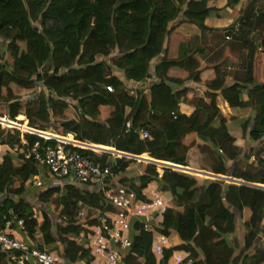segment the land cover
<instances>
[{
    "label": "trees",
    "instance_id": "16d2710c",
    "mask_svg": "<svg viewBox=\"0 0 264 264\" xmlns=\"http://www.w3.org/2000/svg\"><path fill=\"white\" fill-rule=\"evenodd\" d=\"M217 1L0 0V40L12 60L11 65L0 62V120L5 121L0 124V143L17 150L24 149L21 140L28 145L35 141L55 145L4 128L22 116L29 129L44 135L52 134L55 126L59 136H68L69 141L73 138L132 157L145 155L232 180H199L168 169L159 174L154 164L71 148L94 165L110 169L107 183L111 189L123 187L145 201L142 192L151 186L168 197L164 201L171 207L161 223L150 219L148 225L168 240L175 237L178 245L164 250L157 261L151 253V233L143 229L144 220L133 219L130 246L118 251L122 264H168L175 252L188 254L190 264H264V190L252 188L264 187V82H258L254 67L264 50V33L259 43L255 44L254 37L250 40L255 22L256 32L264 30V9H257L260 0H226L220 9ZM179 18L202 31H214L216 20H235V27L224 31L229 37L236 30L233 37L247 51L241 78L216 75L203 85L204 98H196L188 89L174 91L184 82L167 76L172 68H188L187 61L165 57L151 76L150 63L161 54L170 24ZM99 58L107 61L99 62ZM113 70L122 72L126 82L142 86L152 79L147 95H128ZM186 80L197 83L199 73L194 71ZM12 85L25 89L40 85L44 92L33 100H21ZM107 86L112 93L105 91ZM180 104L193 112L189 116L180 113ZM219 104L230 109L229 117L222 114ZM247 110L253 118L241 121L239 115ZM32 117L39 126L32 123ZM230 122L236 125L233 133ZM140 131H146L149 139L141 140ZM242 139L250 144L247 156L234 146ZM250 158L255 164L248 165ZM228 163L232 166L227 167ZM134 166L141 174L129 179ZM35 177L49 181L36 188L39 191L33 197L37 205L47 208V213L40 210V224L25 198ZM99 188L97 183L60 188L31 159L6 154L0 164V230L12 222L11 211L23 221L24 237L34 242L40 236V249L60 254L66 264H91L84 249L87 232L81 225L96 226L98 216L114 212ZM81 212L83 219L77 216ZM50 214L57 215L56 222ZM0 264H8L3 255Z\"/></svg>",
    "mask_w": 264,
    "mask_h": 264
},
{
    "label": "built area",
    "instance_id": "2783aa9c",
    "mask_svg": "<svg viewBox=\"0 0 264 264\" xmlns=\"http://www.w3.org/2000/svg\"><path fill=\"white\" fill-rule=\"evenodd\" d=\"M105 91L112 93L113 89L107 86ZM28 134L36 135L45 141H53L55 145H42L38 141L28 145L25 140H21L20 145L24 149L17 150L0 143V164L6 154L13 156L23 154L25 159H31L39 167H42L54 184L60 188L65 184H72L80 188L97 183L100 187L99 190L103 191L105 202L113 207L114 212L111 215L103 213L97 217L98 225H81V229L87 232L84 249L92 259L91 264H122V257L118 251H124L130 246L129 227L133 219L144 220L143 229L150 232L152 236L151 253L157 261L161 259L163 251L169 249V240L155 233L148 225L150 219L155 224L161 223L162 216L169 209L161 195L156 192L146 195L142 192L145 201H140L135 198L133 193H126L123 187L113 190L107 183L111 177L110 169L108 167L100 168L88 158L72 152L71 148L82 149L76 145L73 139L68 141L65 138L59 140V137L52 135ZM139 137L141 140L149 139L146 131H140ZM32 187H41L39 177L32 179ZM90 213L94 215L95 212ZM8 214L12 218V222L6 223L4 229L0 230V255L4 256L8 264H66L60 254L47 253L40 249V243L36 244V240L31 242L24 237L23 221L13 215L11 211ZM77 216L83 219L85 215L81 212ZM12 224L15 225V229H12ZM187 258L188 254L175 252L168 264H183Z\"/></svg>",
    "mask_w": 264,
    "mask_h": 264
},
{
    "label": "crops",
    "instance_id": "0c3cea01",
    "mask_svg": "<svg viewBox=\"0 0 264 264\" xmlns=\"http://www.w3.org/2000/svg\"><path fill=\"white\" fill-rule=\"evenodd\" d=\"M225 4H226V0L217 1V7L219 9L223 8ZM180 24H183L181 23V18L175 20L170 25V29L168 30V34L165 38V42L161 54L157 58L152 60V62L150 63L149 74L151 76H153L155 68L165 57L169 60L181 59L184 62L187 61L189 63L188 68L186 69L172 68L168 71L167 76L169 78L183 80L184 82L181 88L175 87L174 91H181L182 89H188L191 97L193 96L196 98H204L205 88L203 87V85L215 79L216 75L220 76V78H225V79L241 78L242 74L245 72L244 70L245 67L242 66V61H244V59L247 57V51L246 49H243L240 46V44L236 42L237 39L233 37V34L235 36L236 30L230 31L232 32V34L230 33L231 35L229 34L230 35L229 37L226 36L228 33L224 31L229 28L235 27L236 25L235 20L229 18L228 20L214 21L213 22L214 31H202L200 29H195V28L180 29L179 28ZM254 35L255 33L253 34V36ZM254 42L255 44H257L256 40H254ZM230 43H235L240 46L239 54L241 56H237L234 54L237 52L238 49H236L235 47H232L230 49L229 46L226 45ZM98 61L99 62L107 61V59L99 58ZM194 71L199 73V80L197 83L186 80L188 75H190ZM113 74L120 82H122L128 95L133 97H135L138 93L147 95L149 90L148 87L152 83V79H150L147 80V83L144 84V86H142L137 83L126 82L124 80V74L122 72L113 70ZM231 83L232 82H228V84ZM224 107L225 106H223V104H219V109L221 110V112H222V108ZM178 111L182 114H185L186 116H189L193 112V109L183 104H180L178 106ZM227 111L229 113V110ZM20 126L18 125L17 128H20ZM70 137L72 138V136ZM240 141L241 140H237L234 144V146L237 147L238 149H240L241 147ZM187 168L192 172H196V173L198 172L208 173L206 171L190 166ZM140 174L141 171L138 168L135 172L133 171L132 174L128 175L127 178L129 179L135 178ZM151 192H156L155 189L151 186L148 187L145 191H143V193L146 195H149ZM157 194L161 195L163 198V194L160 193ZM111 213L112 212L108 214L111 215ZM174 240L176 241V244H172ZM176 245H178V242L175 239V237L172 236L169 240L168 247L171 248ZM179 253L183 254V252H179ZM187 259L184 261L183 264H190L189 262H187Z\"/></svg>",
    "mask_w": 264,
    "mask_h": 264
},
{
    "label": "rangeland",
    "instance_id": "374dc122",
    "mask_svg": "<svg viewBox=\"0 0 264 264\" xmlns=\"http://www.w3.org/2000/svg\"><path fill=\"white\" fill-rule=\"evenodd\" d=\"M257 9H264V0H260L259 2H258V4H257ZM171 25V24H170ZM179 28L180 29H182V28H195V29H199L196 25H194V24H180L179 25ZM264 31V30H263ZM263 31H261V33H258V32H255V37H256V39H257V43H259L260 42V40L262 39V33H264ZM254 36L252 35V37H250V40L253 38ZM226 45H228L229 46V48L231 49L232 47H235L236 49H238L237 50V52L236 53H234L235 55H237V56H241L240 54H239V51H240V46L238 45V44H235V43H230V44H226ZM233 45V46H232ZM5 47H6V44H5V42L4 41H2V40H0V62L2 61L3 63H6V64H8V65H11L12 64V60H11V58L9 57V55H7V54H5ZM23 48V47H22ZM255 65H254V67H256V70H257V75H256V78L258 79V82L260 83H263L264 82V51L262 50V52L259 54V56L257 57V59H256V61H255V63H254ZM10 88H11V90L13 91V93H14V95L16 96V97H18L19 99H27V100H33V99H35L38 95H39V93H41V92H44V90H43V88L40 86V85H36V86H34V87H32V88H29V89H25V88H21V87H16L15 85H12V86H10ZM46 95L47 94H49L48 92L47 93H45ZM51 97H53L52 95H51ZM35 110H36V105H33V112H35ZM230 110V109H229ZM232 112H236V111H239V110H235V109H233V110H231ZM21 114H23V112H21ZM222 114L225 116V117H229L230 116V114L228 113V111H227V109L224 107V108H222ZM237 115H239V114H237ZM253 113L250 111V110H247V111H245V112H243V114L242 115H239L240 117H243V118H240L241 119V121H243V120H249V121H251V119L253 118ZM238 117V116H237ZM239 118V117H238ZM23 119V120H22ZM239 119V120H240ZM22 122H24V123H22ZM19 123H22L23 125L22 126H24L25 127V129H29L28 127H27V122H25L24 121V117H22V116H19V117H17L16 118V122L15 123H13L14 125H19L20 126V124ZM32 123L35 125H37V126H39V124H40V122H37V121H35V119H33V117H32ZM1 126H3V125H1ZM9 126V125H8ZM52 127V126H51ZM5 129H11L10 127H4ZM13 129H15V130H17V131H19L21 134H28V133H31V132H27V130H21L20 128H13ZM49 129V128H48ZM229 129H230V131L233 133L234 132V130H236V125H235V123L234 122H230V124H229ZM29 130H32V129H29ZM51 130H53V133L51 134V133H47V134H49V135H52V136H55V137H59V138H63V137H60L59 135L61 134L60 133V131H59V129H58V127H55V126H53L52 127V129ZM34 131V130H33ZM65 139H67L68 140V137H65ZM242 141V142H241ZM240 141V144H241V147H240V150H241V152H244L245 154L243 155V156H247L248 155V149L250 148V144H248V142H247V140L245 139V140H241ZM239 142V141H238ZM112 157H115V156H113L112 155ZM115 158H117V157H115ZM250 163H253V164H255V161L253 160V158H250V160L248 161V165H250ZM227 166L228 167H231L232 166V164L231 163H228L227 164ZM135 167L137 168V166H134V167H131V169H130V171H136V169H135ZM243 167H245V166H243ZM252 167H254V166H252ZM156 168H157V170H158V173L159 174H161V167H158V166H156ZM135 169V170H134ZM187 175H189V176H191V177H195V178H197V179H199V180H207V181H210V180H208V179H206L205 177H201V176H197V175H195V174H187ZM39 180H40V182H41V187L39 188V189H41L42 188V186H47L48 184H49V181H47L46 180V178H44V177H42V178H39ZM223 182H225V181H223ZM39 189H36V188H33L32 187V185H30V186H28L27 187V194L25 195V198H26V201L28 200L29 201V203L34 207V209H35V212H36V215H37V217L39 218L38 219V224H40L41 223V219H40V210H43V209H45V212L47 213V208L46 207H41L39 204L37 205V203H36V201H34V199H33V197L35 196V193L37 192V191H39ZM155 189V188H154ZM155 191H156V189H155ZM157 192V191H156ZM158 193V192H157ZM163 199V201H164V199L165 200H168V197L166 196L165 198H162ZM51 204L53 205V204H56L55 203V200H52L51 201ZM169 207H171V205H169V204H167ZM56 214H50V217H51V219H52V221H54V222H56L57 220H56ZM237 235H239V233L237 234ZM236 234H234L233 236H231V241L233 242V240H235L236 239V236H237ZM41 242V239H40V236H37L36 237V241H35V243L36 244H39ZM234 243V242H233ZM172 244H176V241L174 240L173 241V243ZM262 245L264 246V242L262 243Z\"/></svg>",
    "mask_w": 264,
    "mask_h": 264
},
{
    "label": "water",
    "instance_id": "95a60500",
    "mask_svg": "<svg viewBox=\"0 0 264 264\" xmlns=\"http://www.w3.org/2000/svg\"><path fill=\"white\" fill-rule=\"evenodd\" d=\"M256 26H257V23L255 22L254 33L256 32ZM254 37H255V35H254ZM1 123L5 124V121L0 120V124ZM7 123L9 124V127L17 128V126L14 125L13 123H11V122H7ZM26 130H27V132H31V133H35L37 135L45 136L41 132H36V131H33V130H29V129H26ZM58 139L59 140H63L61 138H58ZM76 145L80 146V148L85 149V150H91V151H96V152H100V153H107V154H109L111 156L113 155V156H115V157H117L119 159L125 158V159H129V160L137 161L139 163H146V164L150 163V164H154L155 166L161 167L162 169H168V170H172L174 172H178V173H182V174H186V175L187 174H195L197 176L205 177L206 179H208L210 181H222V182L225 181L226 183H232V180H228V179H226L224 177L215 176V175L209 174V173L192 172L188 168H183V167L175 166V165H172V164H169V163H164V162H158V161L151 160L145 155L140 156V157H132V156L127 155V154L117 153L114 150L109 149V148H103V147L92 146V145H87V144L83 145V144H80V143H76ZM233 183H236V182H233ZM252 188L264 190V187H261V186H252Z\"/></svg>",
    "mask_w": 264,
    "mask_h": 264
},
{
    "label": "clouds",
    "instance_id": "9594fccd",
    "mask_svg": "<svg viewBox=\"0 0 264 264\" xmlns=\"http://www.w3.org/2000/svg\"><path fill=\"white\" fill-rule=\"evenodd\" d=\"M34 134V133H33ZM73 139V138H72ZM75 143H77V142H75ZM84 145V144H83ZM82 150H85V149H82Z\"/></svg>",
    "mask_w": 264,
    "mask_h": 264
},
{
    "label": "bare ground",
    "instance_id": "6f19581e",
    "mask_svg": "<svg viewBox=\"0 0 264 264\" xmlns=\"http://www.w3.org/2000/svg\"><path fill=\"white\" fill-rule=\"evenodd\" d=\"M21 130H23V129H21ZM25 131V130H24ZM45 136H48V135H45ZM69 141V140H68Z\"/></svg>",
    "mask_w": 264,
    "mask_h": 264
}]
</instances>
